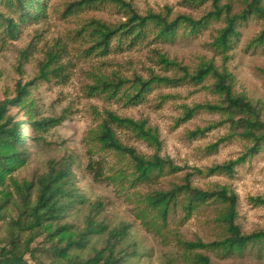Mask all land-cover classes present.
I'll use <instances>...</instances> for the list:
<instances>
[{
    "label": "rangeland",
    "instance_id": "obj_1",
    "mask_svg": "<svg viewBox=\"0 0 264 264\" xmlns=\"http://www.w3.org/2000/svg\"><path fill=\"white\" fill-rule=\"evenodd\" d=\"M79 1L45 0L44 11L37 21L20 22L0 0V13L14 17L19 24L12 37L0 19V102L16 96L18 82L30 84L25 103L10 109L16 120L24 122L22 132L27 137L29 155L27 165L14 174L15 179L32 181L47 173L50 165L60 167V163L69 161L73 184L86 203L78 205L68 220L83 226L91 206L101 203L103 208L98 220L110 228L130 225L128 250H134L136 255L129 257L128 264H193L178 240L211 242L224 236L225 228L219 218L226 209L225 204L209 202L186 218L180 203L165 223L147 207L144 198L148 194L182 185L186 177L193 187L202 190L225 186L234 192L236 224L243 234L264 230V205L252 201L264 199V149L237 165L231 175H209V168L240 158L248 143L233 136L211 150L210 146L232 133L228 124L218 125L223 117L200 110L190 119L184 118L187 110L195 106L218 103L219 97L211 88L213 79L195 84L185 78L184 71L167 67L161 61L164 56L189 74L208 61L221 68L223 55L214 41L226 24L227 11L219 20L200 27L198 32L182 25L168 41L157 37L154 25L134 43L115 36L109 51L101 53L94 47L95 40L86 29L87 24L98 20L110 27L117 26L127 21L128 9L110 0L71 6ZM123 1L140 16L161 14L169 21L178 16L197 20L213 10L210 0ZM219 4L229 7V14L234 15L243 10L245 0H220ZM263 27L264 20L256 16L240 24L224 65L234 77V92L246 96L264 114V46L252 44ZM50 56H56L55 62H48ZM46 63L49 65L44 78L41 68ZM112 76L126 80L135 77L149 80L153 76L181 80L155 82L141 103L129 105L124 99L98 95L90 89L98 78ZM106 112L145 121L156 131L159 146L139 140L122 129L115 128V132L124 145L146 158L158 154L170 160L176 171L146 183L133 181L132 161L103 150L94 138ZM46 118L57 123L44 132L31 126V121ZM198 131L204 133L193 135ZM90 164L101 173L99 179L89 169ZM7 238L5 221H0V248L5 246ZM41 241L42 238H37L33 246L42 244ZM103 241L105 238L95 239L93 244L101 247ZM198 253L209 257L211 264H264V246L250 247L243 254L228 258L208 250ZM27 259L30 264H37L29 256Z\"/></svg>",
    "mask_w": 264,
    "mask_h": 264
},
{
    "label": "trees",
    "instance_id": "obj_2",
    "mask_svg": "<svg viewBox=\"0 0 264 264\" xmlns=\"http://www.w3.org/2000/svg\"><path fill=\"white\" fill-rule=\"evenodd\" d=\"M5 6L17 15L20 22L37 21L45 8V0H1ZM97 0H80L71 6H81L94 3ZM107 1V0H101ZM120 3L128 9L126 22L110 27L107 24L92 20L86 29L94 37V47L101 53L110 49L111 40L130 39L132 43L142 38L150 25L157 28V37L164 41L175 37L178 28L187 26L192 32H198L200 27L211 20H219L227 11L225 26L219 31L214 45L223 55V65L218 68L212 61L204 62L194 74H189L185 68L161 56V61L167 67H177L185 72V78L195 84H202L212 78V91L219 97L216 104H203L187 110L185 121L196 112L207 110L220 114L223 120L218 125L228 124L232 133L210 146L211 150L226 139L237 136L248 143L246 152L237 160H231L216 165L207 170L209 175H231L235 167L248 158L259 154L264 149V114L261 108L255 106L246 96L236 94L233 90L234 77L225 67L232 39L238 35V26L256 16L264 20V0H245L243 10L234 15L229 14V7L220 6V0L212 1L213 10L203 17L194 20L189 16H178L169 21L161 14L150 13L140 16L123 0H110ZM209 1V0H193ZM6 32L15 37L19 24L12 16L0 13ZM256 46H264V27L252 40ZM56 56L49 57V63L55 62ZM48 63L41 68L42 76L47 77ZM56 72V71H55ZM264 73V71H263ZM181 79L153 76L149 80L135 77L126 80L118 76L100 77L90 89L98 95L106 94L110 98L124 99L129 105L141 103L152 88L153 83H177ZM18 82L16 96L0 102V221H5L8 238L4 247L0 248V264H30L27 256L37 264H128L129 257H135L136 252H129L127 239L130 225L122 224L110 228L98 220L102 204L96 202L91 206L90 214L84 218L83 226L70 222L68 219L78 205H84V197L73 184V172L69 161L60 163V167L49 166L47 173L32 181L19 182L14 174L25 167L29 160L27 137L22 132L23 121L16 120L10 114V109L19 107L28 99V86ZM57 123L54 119L31 121V126L37 131H47ZM115 128L131 132L137 139L159 146V137L154 129L145 121L120 117L113 112H106L94 138L105 151L114 152L128 157L133 165V181L146 183L159 179L167 173L175 172L177 168L168 159L154 154L150 158L140 155L134 148L124 145L115 132ZM204 133L198 131L193 133ZM89 169L99 179L101 173L90 164ZM169 170V171H168ZM35 199L33 200V196ZM184 198V199H182ZM184 200V201H183ZM259 205H264V199H252ZM147 207L156 212L164 223L170 213L181 203L186 218L194 211L209 202L226 205L219 221L225 228V234L219 240L203 242L197 240L188 242L178 240V244L193 264H211L210 258L198 251H212L228 258L243 254L248 248L264 246V230L243 234L236 224L237 195L228 188L219 187L213 190H202L193 187L188 177L184 184L173 185L168 190L155 191L144 198ZM15 213V214H14ZM37 238H42L40 245L33 246ZM101 247L93 244L95 239H103Z\"/></svg>",
    "mask_w": 264,
    "mask_h": 264
}]
</instances>
